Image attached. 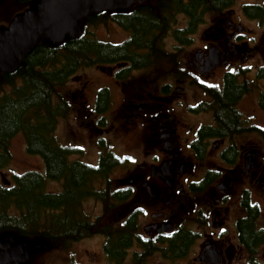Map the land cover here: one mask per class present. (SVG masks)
Here are the masks:
<instances>
[{
	"label": "flooded vegetation",
	"instance_id": "obj_1",
	"mask_svg": "<svg viewBox=\"0 0 264 264\" xmlns=\"http://www.w3.org/2000/svg\"><path fill=\"white\" fill-rule=\"evenodd\" d=\"M162 1L135 0L127 8L117 7L100 11L91 9L87 16L103 11L114 13L123 10L139 11L142 15H158ZM164 1L171 12L176 0ZM237 1L230 0L217 13H204L200 10L197 13L195 9L181 11L171 16V23L167 25L141 23L137 25L139 31L151 29L149 34H138V37L146 35L150 38L143 41L141 49L129 48L124 53L126 58L97 66L106 71L121 90L138 72L143 73L139 79L141 84L138 91L134 96L127 98L128 116L138 117L147 106V103L143 105L141 100L148 102V106L152 107L148 140L160 149V155L156 156V160L160 161L152 164L151 170L147 172L148 183L136 184L131 177L121 180L124 186L118 187L122 190L132 189L129 201L134 202L132 212L136 215L138 226L137 237L124 251L122 264H135L137 260V264H147L154 256H160L167 261H186L187 264H239L243 260L246 264L248 251L241 241V235L243 230L252 231V222L250 225L248 221L245 222L247 229L242 226L240 228L239 223L249 217L255 207L258 228L264 235V225L261 221L263 209L255 200L253 189L255 183L264 190V160H259L258 151L251 140H248L254 134H216L220 128L216 118L218 104L202 88V98L194 99L188 95L192 87H198L194 84L195 79L219 85L223 92L225 77L236 72L233 64H236L237 59L248 62L256 56V47L251 44L255 38L253 30L243 23L242 17L264 23V20L247 13L254 11L264 14V0L242 1L236 9ZM208 15L212 17L210 22ZM108 22L119 25L128 36L119 42L105 41L118 46L129 41L134 29L123 26L110 17L102 24L106 25ZM100 25L92 26L91 31L98 35L97 29ZM194 45V52L187 57L185 51ZM213 53L218 54V60L214 59ZM216 78H220V81H206ZM239 80L242 82L241 76ZM132 81L135 82V79ZM161 81H165L163 85ZM243 81L252 83L248 77ZM152 84L156 87L149 88ZM105 89L107 95L102 101L104 105L98 112L99 95L101 90ZM258 90L260 105V89ZM252 91L253 88L242 96L238 108L244 120L250 125H258L252 119L246 118L240 108L241 101ZM123 94L125 95L124 89ZM109 100L108 87L101 88L96 100V112L102 115L100 122ZM182 105H185L188 114L206 115L209 120L192 123L179 118L178 107ZM240 139H246L248 142L242 143ZM103 154L104 151H101L96 164L88 163L99 165ZM154 168H163L165 176L152 175ZM58 183L61 188L54 192L63 190L62 182ZM105 187L107 188V185H103V188ZM135 188L140 189V195L136 194ZM92 202L96 207L94 211L89 206ZM85 206L91 213L92 221L103 218L106 213L100 201L90 200ZM98 210L100 212L97 213ZM126 214L125 210L118 211L121 223L125 222ZM97 235L103 237V252L107 259L105 264H114L104 248L106 238L101 234L91 237ZM258 256L264 260V243L259 248Z\"/></svg>",
	"mask_w": 264,
	"mask_h": 264
},
{
	"label": "trees",
	"instance_id": "obj_2",
	"mask_svg": "<svg viewBox=\"0 0 264 264\" xmlns=\"http://www.w3.org/2000/svg\"><path fill=\"white\" fill-rule=\"evenodd\" d=\"M229 1L176 0L170 12L163 0L158 15H142L139 11L124 10L92 13L84 18L80 36L71 38L67 35L61 42L43 39L32 53L23 56L21 64L14 71L2 74L0 172L11 164V143L18 134L25 137L29 153L43 158L45 170L16 173L13 175L14 182L10 185L5 184L0 175L1 240L5 239L6 232L12 231L16 239L40 244L31 249L33 254L45 249L66 250L76 241L101 234L106 238L104 248L107 256L114 264H122L124 251L133 244L138 228L136 215L132 212L134 202L129 201L132 189L118 188L117 182L112 178L116 168L127 165V159H121L108 149L104 151L97 166L72 158L79 153L78 148L63 144L56 134L60 120L68 118L71 112V101L64 88L80 71L122 60L126 58L124 53L129 48L141 49L143 41L150 38L146 35L138 37V34H149L151 29L139 31L137 25H167L171 23V16L184 10L217 13ZM33 2L34 0H0V27H8L14 16L27 10ZM247 13L264 20L263 13ZM109 17L134 29L133 35L125 44L113 45L91 31L92 26L105 23ZM257 76L264 80V67L258 70ZM239 78V73H229L222 86L223 92L219 85L208 84L199 79H195L194 84L209 93L218 104L216 118L220 128L216 134L252 132L254 136L264 140V128L250 125L242 118L238 103L252 87L247 81L240 82ZM106 91L100 92L98 112L104 105L102 101L107 95ZM259 102L264 108L263 88ZM50 182H62L63 190H49ZM103 185H107V188H103ZM90 200L103 203L106 212L103 218L92 221L91 213L85 206ZM114 210L127 211L124 223L120 222L118 212L114 214ZM257 216L255 207L252 214L239 223L240 228L242 226L247 229L245 222L248 221L249 225L252 222V231L243 230L241 235V241L248 251L246 264H264V260L258 256L259 248L264 243V235L258 228ZM138 262L137 260L135 264Z\"/></svg>",
	"mask_w": 264,
	"mask_h": 264
},
{
	"label": "rangeland",
	"instance_id": "obj_3",
	"mask_svg": "<svg viewBox=\"0 0 264 264\" xmlns=\"http://www.w3.org/2000/svg\"><path fill=\"white\" fill-rule=\"evenodd\" d=\"M242 1L257 0H238L236 9ZM211 18L210 15L207 16L208 22H210ZM242 21L253 30L255 38L251 44L253 47H256V56L248 62H242L240 59H237L236 64H233V68L240 74L241 80L243 81L248 77L252 82L248 84L252 88L254 86V91L241 101L240 108L246 118L252 119L254 123L264 127V108L258 103V89L260 91L262 88L264 89V80L257 76L259 68L264 66V23H260L258 20L252 18L247 19L244 16L242 17ZM97 31L100 38L113 42L122 41L128 36L125 30L113 22L100 25ZM248 39L251 40V38ZM195 46L187 48L185 51L187 57L194 52ZM142 76L143 73L138 72L137 76L133 78L135 82L132 81L133 79H130L127 83L125 82L126 85L123 87L125 90L124 95L123 89L121 90V87L114 82L106 71H103L99 67H91L74 75L64 88L66 96L71 101V112L68 118L60 120L56 131L57 139L65 145L78 148L79 153L73 155V159L81 158L86 162L96 164L101 151H105L106 149L111 150L121 159H127V165L116 168L112 174V178L118 184L117 187L124 186L121 180L131 177L136 181V184L148 183L147 172L151 170L150 166L160 161L156 160V156L160 155V149L148 140L150 110L152 107L148 106L146 100H141L143 105L147 103L145 110L138 117L128 116L127 98L134 96L138 91L139 84H141L139 79ZM218 79L220 78L206 81L212 83L220 81ZM164 82L161 81V85ZM154 85L152 84L149 88H155L156 86ZM104 87H108L109 89L110 100L103 114V120L100 122L102 115L96 112V100L98 91ZM188 95L194 99L204 96L202 90L196 86L188 91ZM184 106L178 107L179 118L182 117L185 121L192 123L209 120V116L206 115L194 116L188 114ZM248 140H251L252 145L258 151L259 160H264L263 140L257 136H252ZM240 141L242 143L248 142L246 139H240ZM11 151L13 154L11 164L0 172L1 176L3 174V177L10 181V184L14 182L13 175L16 173L22 174L29 170L44 172L45 163L43 158L40 155L27 151L26 140L22 134H18L12 140ZM60 188L61 184L58 182H50L48 186V189L51 191H58ZM260 188V186H256L254 183V198L263 209L261 221L264 225V190ZM135 192L137 195H140V189L135 188ZM94 204V202L89 204L93 211L96 208ZM148 208L149 205L147 206ZM96 212L98 213L100 210ZM117 212L118 210H114V214ZM6 240L5 238L1 241L4 242ZM179 261H167L160 256H154L148 260L147 264H187L186 261ZM244 261L239 264H244ZM73 262L77 264H105L107 259L103 252V237L97 235L82 239L73 243L66 250L45 249L38 250L33 254L30 250V258L24 263L73 264Z\"/></svg>",
	"mask_w": 264,
	"mask_h": 264
},
{
	"label": "water",
	"instance_id": "obj_4",
	"mask_svg": "<svg viewBox=\"0 0 264 264\" xmlns=\"http://www.w3.org/2000/svg\"><path fill=\"white\" fill-rule=\"evenodd\" d=\"M135 0H34L30 7L14 16L8 27H0V79L2 74L14 71L23 56L32 53L43 39L61 42L66 36L75 38L83 30L82 19L90 10L100 11L127 8ZM212 56L218 60V54ZM152 175H164L163 168H154ZM4 182L10 181L3 177ZM0 239V264H20L30 258V250L40 244L16 239L14 232ZM14 242V243H13Z\"/></svg>",
	"mask_w": 264,
	"mask_h": 264
}]
</instances>
